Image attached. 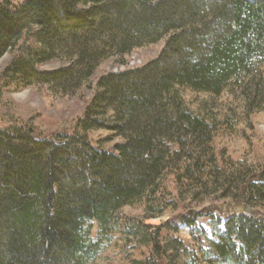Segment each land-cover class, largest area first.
I'll use <instances>...</instances> for the list:
<instances>
[{
	"label": "trees",
	"instance_id": "trees-1",
	"mask_svg": "<svg viewBox=\"0 0 264 264\" xmlns=\"http://www.w3.org/2000/svg\"><path fill=\"white\" fill-rule=\"evenodd\" d=\"M6 55L0 98L87 105L49 136L37 113H0V264H98L112 247L118 264H264V159L218 153L213 114L225 94L264 112V0H2ZM186 92L207 96L199 113Z\"/></svg>",
	"mask_w": 264,
	"mask_h": 264
},
{
	"label": "rangeland",
	"instance_id": "rangeland-1",
	"mask_svg": "<svg viewBox=\"0 0 264 264\" xmlns=\"http://www.w3.org/2000/svg\"><path fill=\"white\" fill-rule=\"evenodd\" d=\"M162 46H164V42L135 52L130 67L140 66L155 58ZM10 60L11 55H6L0 61V75ZM60 66V63H54L44 67V69L53 70ZM110 70L108 69V71ZM113 70L122 71L124 68ZM2 86L0 81V87ZM4 91L0 98L1 115H8L7 117L18 115L17 117L21 120H27V115L37 113L41 129L45 131L46 136L52 135L57 129H62L65 124L72 123L82 115L87 105V102L78 101L77 99L54 97L48 88L36 87L21 92H10L7 88ZM91 98L92 94L88 93L87 101ZM185 98L188 107L196 113L200 112L202 103L207 100V96L192 92H186ZM214 107L213 114L220 124L214 141L217 152L220 153L228 147V155L234 161H248L249 163L259 164L264 159V112L249 119L244 115L241 104L232 100L227 94ZM1 118L0 128H4L2 121L6 118L3 120ZM127 212L138 214L140 211L132 209ZM159 223V221L149 222L151 225H158ZM201 224L208 228L206 219H202ZM183 236L188 239L186 233ZM98 264H118V253L115 247L108 248L100 255Z\"/></svg>",
	"mask_w": 264,
	"mask_h": 264
}]
</instances>
